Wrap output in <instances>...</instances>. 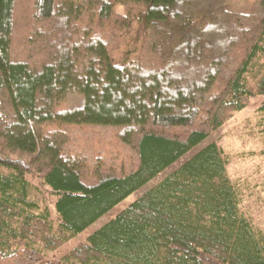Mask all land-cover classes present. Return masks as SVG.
Instances as JSON below:
<instances>
[{
  "label": "trees",
  "instance_id": "obj_1",
  "mask_svg": "<svg viewBox=\"0 0 264 264\" xmlns=\"http://www.w3.org/2000/svg\"><path fill=\"white\" fill-rule=\"evenodd\" d=\"M262 93L264 0H0V264H264L215 141L91 229Z\"/></svg>",
  "mask_w": 264,
  "mask_h": 264
},
{
  "label": "rangeland",
  "instance_id": "obj_2",
  "mask_svg": "<svg viewBox=\"0 0 264 264\" xmlns=\"http://www.w3.org/2000/svg\"><path fill=\"white\" fill-rule=\"evenodd\" d=\"M242 4L231 3L230 6L236 10H245ZM118 8L122 10V6ZM262 104H264V93L250 98L248 104L236 112L223 126L100 217L91 225V229L101 226L118 210L157 184L168 172L210 141H215L229 156L230 161L227 165L229 177L243 193L241 209L258 227L264 229V132L262 131L264 114L259 109ZM2 169L6 170L5 168ZM84 238L85 233L77 235L58 250L47 252V257L61 256L72 245L83 241Z\"/></svg>",
  "mask_w": 264,
  "mask_h": 264
}]
</instances>
